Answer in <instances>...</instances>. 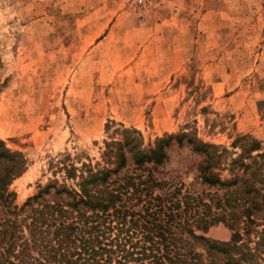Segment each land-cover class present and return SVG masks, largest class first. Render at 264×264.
I'll return each instance as SVG.
<instances>
[{"label": "rangeland", "instance_id": "obj_1", "mask_svg": "<svg viewBox=\"0 0 264 264\" xmlns=\"http://www.w3.org/2000/svg\"><path fill=\"white\" fill-rule=\"evenodd\" d=\"M124 128L139 130L144 148L193 131L224 151L213 168L223 180L249 176L232 164L242 151L233 143L251 135L261 144L253 154H264V0H0V191L10 194L0 239L8 220L28 236L24 206L52 180L78 188L89 168L115 167L103 153ZM5 148L27 160L9 184L16 163ZM204 159L174 140L162 165L129 160L121 173L213 193L198 178Z\"/></svg>", "mask_w": 264, "mask_h": 264}, {"label": "trees", "instance_id": "obj_2", "mask_svg": "<svg viewBox=\"0 0 264 264\" xmlns=\"http://www.w3.org/2000/svg\"><path fill=\"white\" fill-rule=\"evenodd\" d=\"M122 133L124 140L106 142L103 153L115 167L89 168L81 173L78 188L52 180L26 202L30 220L25 239L18 237L22 223L8 220L9 230L0 239V264H261L264 229L256 227L264 223V154H253L261 149L258 139L236 138L233 146L242 151L232 164L249 176L223 180L213 168L219 167L224 151L193 131L158 137L148 148L139 130L124 128ZM174 140L205 154L198 178L213 193L158 173H121L129 160L135 169L162 165ZM4 153L16 163L9 184L25 171L27 160L18 151L5 148ZM74 170L66 176L76 178ZM9 196L0 191L2 202ZM219 224L231 230L228 239L208 234Z\"/></svg>", "mask_w": 264, "mask_h": 264}]
</instances>
